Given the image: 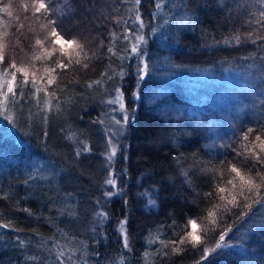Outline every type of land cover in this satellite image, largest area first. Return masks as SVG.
Listing matches in <instances>:
<instances>
[{
  "label": "trees",
  "instance_id": "1",
  "mask_svg": "<svg viewBox=\"0 0 264 264\" xmlns=\"http://www.w3.org/2000/svg\"><path fill=\"white\" fill-rule=\"evenodd\" d=\"M43 2L48 11L36 15L34 0H0V223L13 229H0V264H264V160L257 164L243 139L249 128L252 142L264 133V0ZM79 18L97 37L77 60L50 47L51 21L64 40L84 32L68 22ZM184 18L190 23H176ZM137 34L146 37L148 65L139 82L130 51ZM117 83L134 118L110 167L126 194L107 198L109 105L101 97L112 98ZM144 186L153 205L136 199ZM98 199L108 219L93 238ZM213 205L228 208L217 223L208 217Z\"/></svg>",
  "mask_w": 264,
  "mask_h": 264
},
{
  "label": "snow or ice",
  "instance_id": "2",
  "mask_svg": "<svg viewBox=\"0 0 264 264\" xmlns=\"http://www.w3.org/2000/svg\"><path fill=\"white\" fill-rule=\"evenodd\" d=\"M141 3V0H136V4L139 5ZM32 9L34 10V14L36 15H40L42 14V12H46L49 9V5L44 3L43 0H34V3L32 4ZM155 7L157 9L161 8V4L160 3H156ZM3 11L11 16L12 13L9 11V6H5L3 8ZM137 19L139 20L140 17L139 15H137ZM52 23V28H51V36L53 37L52 43L56 44V43H60L61 45L67 44V45H72L75 43V41H71V40H62L61 39V35L60 33H58L57 31V27L59 26L58 23L56 21H51ZM177 24L180 25H184V24H188L190 23V20L187 18L181 19L179 21L176 22ZM144 27H146L143 23L140 24V28L143 29ZM127 36V33H126ZM237 42H239L241 40V37H237ZM136 41L137 43H134L130 49V51L135 54L136 57V61H135V66H134V74L137 78V82H139L140 79L143 78L144 73L147 71L148 69V65L147 67L144 64V60H143V51L140 49V45L145 44L146 42V37L144 35H140L137 34L136 36ZM36 44L40 45L41 41L40 40H36ZM109 51H111V49H109ZM61 52L63 53V47L61 48ZM77 63H79V61H77ZM141 65H143V67H141ZM57 67L60 69H65L67 67V65L65 63H60L57 62ZM11 68L15 69L16 73H24L25 77L28 75L27 70L24 68H18L15 64L11 65ZM50 72H55V69H50ZM11 75V79L7 82V91L5 93V99L7 98L8 95L12 94L14 89H13V82L16 81V75L13 73H10ZM129 75V72L127 70V66L121 65L120 66V70L118 72V76H119V80L120 81H125L126 77ZM25 84L28 83L27 80L24 81ZM47 83L51 84L52 81L51 79L47 80ZM97 84L100 83V81L96 82ZM33 86L35 87V79H33ZM91 87V85H90ZM112 87L115 90V95L112 98L107 99L106 101H104L103 97H101L102 102L106 103L107 105L113 106L112 107V112L114 113L117 109V107L119 108V110L122 113V116L120 117H116V116H112V119L115 121V124L117 125V131H116V135L118 136H123L124 135V131H125V125H127L133 118H134V110H132L131 114L129 113L128 110L125 109V103H124V89H123V84L122 83H117V84H113ZM37 91H40V89L37 87L36 89ZM133 98H136V93L133 92ZM106 115H108V113H106ZM250 134H252V129L249 128L248 132L244 135L243 139L245 141H249V143L252 146V153L251 155L255 158V161L257 164H260L262 160H264V157H262L260 154L264 153V133L258 134L254 136V140L255 142H252L250 140ZM45 135H47V133H45ZM109 143H111V140H109ZM122 147V145H121ZM85 152H89L90 149L85 148L84 149ZM77 156H79L81 153L78 150L77 151ZM117 155V148L116 147H112L111 153L107 156V161H108V167H111L114 164L115 161V157ZM232 173H235L237 177H240L241 180L243 181V176L241 174V172L238 170L237 167H232L231 169ZM120 175H127V171L123 170L120 172ZM185 176L187 177V173H185ZM262 180H264V175H262ZM108 187L105 189L103 195L107 198H112L114 196H122L125 195L126 193L122 192V185H119L117 182V177L115 172H109L108 173V178L105 180L104 182ZM228 184L233 185L235 187V185L233 184V180H228L227 181ZM247 183H251V181H247ZM256 188H259V185H256ZM113 189H116V191H113ZM219 193H224L225 189L223 187L218 189ZM32 194L29 193V197ZM212 193H206V196H211ZM241 196H246V195H250V193L245 194L243 191H241L240 193ZM219 199L221 201H223L225 199V197L223 195H221L219 197ZM264 199V198H262ZM236 200V197H233V199L231 201H228V204H234ZM259 202V201H257ZM96 204L98 206L101 207V211L98 212H94V216L99 219V224H97L96 226H94L92 228V232L94 233V237H99L102 235V231H98V229L102 230L103 229V225H104V221H106L108 219V215L106 214V210H103L102 208V204L101 201L98 199L96 201ZM154 201H149V205H153ZM246 207H250V205L245 204ZM213 209L214 210H210L208 212V217L209 218H213L216 217L215 220H213V223H217L218 220H222L223 217L218 215L219 211H228V208L226 206H217V205H213ZM24 212L28 213L29 215H31V212L29 209L27 208H23L22 209ZM120 233L123 236V248L126 249L127 251H131V245L128 241V235H127V231L125 228L126 225V220H121L120 222ZM189 224L192 228L196 227V222L195 221H189ZM0 229H9V230H13L12 229V225L9 222H5V223H0ZM230 230V229H229ZM66 234V233H65ZM189 235L193 236L192 239V243L195 244L197 242V238L192 234L189 233ZM224 235L225 233H221L219 234V241L222 242L224 239ZM17 244L19 246H23V241L17 239ZM220 243L216 244V247H219ZM208 249H204L202 256L206 255L208 253ZM97 255H99L97 253ZM64 256V253L61 252L60 256L58 257V259L62 260ZM28 259L32 260V261H36L39 258L37 256H30L28 257ZM95 264H101V261L98 259Z\"/></svg>",
  "mask_w": 264,
  "mask_h": 264
},
{
  "label": "rangeland",
  "instance_id": "3",
  "mask_svg": "<svg viewBox=\"0 0 264 264\" xmlns=\"http://www.w3.org/2000/svg\"><path fill=\"white\" fill-rule=\"evenodd\" d=\"M95 17V18H94ZM94 17H92L94 19V21H96L95 19L97 18L96 15H94ZM90 23V27L91 24H94L95 22ZM70 25H75L76 27H80L79 29L83 30L84 32L79 35V34H75L74 36H70V37H66V39H64L65 41L67 40H71V41H75L74 44L72 45H67L64 44L62 45L63 48L67 49V54L74 58V59H80V56L84 57L86 56V54L88 53V51L92 48V44L96 41V36L94 37L91 33L86 32V30H89V26L87 25V22L82 23L81 19H71L70 21H68ZM81 25V26H80ZM81 27H85V28H81ZM3 38L0 37V44H2ZM61 44L60 43H56L53 44L52 42L50 43V47H60ZM142 67V65H141ZM125 103V100H124ZM112 107L109 105V111H108V124L109 126L107 127L108 129V134L106 135V151H107V156L111 153L112 147H116L117 148V154H118V145L120 144L119 140L121 138V136L116 135V131H117V125L115 124V121L112 119V116H116V117H120L122 116L121 111L119 110V108L117 107L116 111L113 113L112 112ZM125 109L128 110V108L126 107L125 104ZM129 111V110H128ZM125 127V126H124ZM109 140H111V143H109ZM108 163V161H107ZM108 167V166H107ZM110 169V167H108V170ZM137 201L141 202L143 205L145 206H150L149 205V201H150V193L147 189V187L145 188V186L143 188L140 189V191H138L137 193Z\"/></svg>",
  "mask_w": 264,
  "mask_h": 264
},
{
  "label": "bare ground",
  "instance_id": "4",
  "mask_svg": "<svg viewBox=\"0 0 264 264\" xmlns=\"http://www.w3.org/2000/svg\"><path fill=\"white\" fill-rule=\"evenodd\" d=\"M105 168H106V170H107V178H108V173L109 172H112L110 169L108 170V167L107 166H105Z\"/></svg>",
  "mask_w": 264,
  "mask_h": 264
}]
</instances>
